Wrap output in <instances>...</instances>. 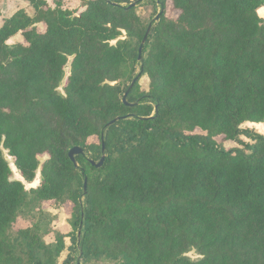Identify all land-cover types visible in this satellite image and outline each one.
I'll use <instances>...</instances> for the list:
<instances>
[{"label":"trees","instance_id":"1","mask_svg":"<svg viewBox=\"0 0 264 264\" xmlns=\"http://www.w3.org/2000/svg\"><path fill=\"white\" fill-rule=\"evenodd\" d=\"M25 1L0 28V264H264V136L243 128L264 124V0ZM46 203L74 206L54 243Z\"/></svg>","mask_w":264,"mask_h":264},{"label":"rangeland","instance_id":"2","mask_svg":"<svg viewBox=\"0 0 264 264\" xmlns=\"http://www.w3.org/2000/svg\"><path fill=\"white\" fill-rule=\"evenodd\" d=\"M49 5L52 8H55L57 3L60 2L63 6L64 9L68 10H73L75 12H81L84 9V3L88 0H46ZM148 2H145L144 5L139 7L138 12L139 14L143 17L145 21H149L150 17L153 14V8L151 5H147ZM19 10H24L26 11L29 15H33V7L30 5L29 2L25 0H0V28L3 26L5 19H8L12 17L17 11ZM161 13V10L158 9V14ZM259 14L264 18V9H261L259 11ZM166 15L169 18H177L179 13L174 10L173 5L171 3L168 4L167 10H166ZM45 27L40 26V30L44 31ZM21 39V35L16 36L13 40L9 42V44H13L17 40ZM149 79L147 77H143L140 81V85L142 90H148L149 88ZM60 90H63V87L60 88ZM244 129L251 130L253 133L261 134L264 136V124H245L243 126ZM197 134H203L200 130L196 131ZM242 142L245 144H252V141L245 137H241ZM216 143L218 147L225 149V150H233L235 148L241 147L238 143L232 142V141H223L222 137L217 138ZM90 144H99V140L97 138H91L89 140ZM5 158L7 159L12 171H13V178L14 179H19L23 181L21 176L19 175L18 170L16 169L14 165V159H12L7 151H4ZM41 180V174L40 172L37 175L36 181L33 184H29L25 181L24 184L26 188L29 190L31 188H36L39 186ZM73 209L74 206L73 204H67L64 206H58L53 203H46L44 205V210L51 213V215L54 217L53 222L51 223L52 231L50 236L46 238L48 243H54L56 236L60 233L63 234L64 236H69L72 232L73 229L71 227V221H72V214H73ZM36 217L33 218L34 222L36 221ZM30 225V222H25L23 220H20L17 227L19 228H26ZM66 243L68 246L71 244L70 238L66 239ZM68 252H65L62 256L61 261H64L65 258L67 257ZM191 257L196 258L197 254L195 252H192L190 254Z\"/></svg>","mask_w":264,"mask_h":264},{"label":"water","instance_id":"3","mask_svg":"<svg viewBox=\"0 0 264 264\" xmlns=\"http://www.w3.org/2000/svg\"><path fill=\"white\" fill-rule=\"evenodd\" d=\"M134 6H136V4H133L131 7H134ZM158 19H159V16H157L156 20H158ZM150 29H151V28H149V30H148V32H147V34H146V36H145V38H144V40H143L142 47L140 48V51H139V54H140V56H139V60H141L142 48H143V46L145 45V43H146V41H147V38H148L149 33H150ZM137 80H138V78L135 79V80L133 81V83L131 84L129 90H128V91L126 92V94L124 95L123 103H124L125 105H127V106H130V104L127 102V98H128L129 93L131 92V90H132V88L134 87V85H135V83H136ZM118 120H119V119H116V120L112 121L111 123L108 124L107 127H111V126H113ZM103 153H105V146H103ZM83 154H84V151H83L80 147H75V148H73L72 150H70V152H69V158L71 159L72 162L76 163V159H75V157H76V156H79V155H83ZM105 157H106V156H105V154H104V156L102 157V159L100 160V162H99L98 164H95L94 162H92V164L95 165L97 168L102 167V165H103L104 162H105ZM84 190H85V191L87 190V180H85ZM80 234H81V232L79 233V235H80Z\"/></svg>","mask_w":264,"mask_h":264},{"label":"crops","instance_id":"4","mask_svg":"<svg viewBox=\"0 0 264 264\" xmlns=\"http://www.w3.org/2000/svg\"><path fill=\"white\" fill-rule=\"evenodd\" d=\"M6 20V19H5Z\"/></svg>","mask_w":264,"mask_h":264}]
</instances>
